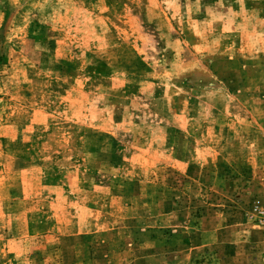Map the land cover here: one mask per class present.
Returning <instances> with one entry per match:
<instances>
[{"label":"rangeland","instance_id":"obj_1","mask_svg":"<svg viewBox=\"0 0 264 264\" xmlns=\"http://www.w3.org/2000/svg\"><path fill=\"white\" fill-rule=\"evenodd\" d=\"M264 0H0V264H264Z\"/></svg>","mask_w":264,"mask_h":264},{"label":"built area","instance_id":"obj_2","mask_svg":"<svg viewBox=\"0 0 264 264\" xmlns=\"http://www.w3.org/2000/svg\"><path fill=\"white\" fill-rule=\"evenodd\" d=\"M252 212H254V214L256 215V220L261 226L262 236L264 240V208L260 207L259 205H253Z\"/></svg>","mask_w":264,"mask_h":264}]
</instances>
